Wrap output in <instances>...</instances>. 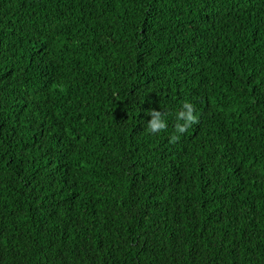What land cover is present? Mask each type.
I'll return each mask as SVG.
<instances>
[{
	"label": "trees",
	"instance_id": "trees-1",
	"mask_svg": "<svg viewBox=\"0 0 264 264\" xmlns=\"http://www.w3.org/2000/svg\"><path fill=\"white\" fill-rule=\"evenodd\" d=\"M0 264H264V0H0Z\"/></svg>",
	"mask_w": 264,
	"mask_h": 264
},
{
	"label": "clouds",
	"instance_id": "clouds-1",
	"mask_svg": "<svg viewBox=\"0 0 264 264\" xmlns=\"http://www.w3.org/2000/svg\"><path fill=\"white\" fill-rule=\"evenodd\" d=\"M146 115L151 116V120L146 123V131L150 134H157L167 129V120L160 112L150 110ZM175 133L183 134L192 125L197 123V116L194 114V110L191 104L185 103L182 106V110L178 111L175 115ZM177 135H173L172 139H177Z\"/></svg>",
	"mask_w": 264,
	"mask_h": 264
}]
</instances>
